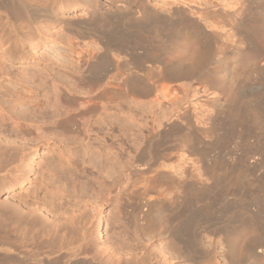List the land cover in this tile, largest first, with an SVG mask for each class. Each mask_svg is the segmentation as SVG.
<instances>
[{
    "label": "rangeland",
    "instance_id": "rangeland-1",
    "mask_svg": "<svg viewBox=\"0 0 264 264\" xmlns=\"http://www.w3.org/2000/svg\"><path fill=\"white\" fill-rule=\"evenodd\" d=\"M92 1L110 6L106 0ZM133 2L130 7L119 4L124 15L121 9L118 17L100 18L97 27L89 26L100 30L104 42H112L109 58L120 64L118 81L128 68L139 77L132 93L120 89L112 103L101 100L105 111L97 113L104 112V121L99 128L90 123L98 131L86 123L92 133L78 136L80 143L41 144L26 158L21 178L7 177L11 181L0 186V232L9 210L20 209L30 215L28 220L53 231L47 239L58 254L50 256V264H69L68 256L82 237L90 247L84 264H112V258H119V264H200L213 251L226 264V243L241 226L238 245L246 240L252 256L245 258L249 262L236 257L240 261L235 264H264V0H149L157 11L150 17ZM88 12L72 2L59 17L87 19ZM183 29L186 34L175 38ZM51 33L53 39L42 40L36 51L41 73L53 63V73L66 75L77 91L98 89L95 82H79L76 71L79 60L103 49V41L91 35L80 39L59 26ZM160 56L163 63L157 64ZM193 56L200 62L196 72L166 73L170 65ZM30 62L11 61V75ZM46 79L49 83V75ZM19 106L24 114L32 109L26 103ZM5 112L2 131L12 134L14 113ZM50 159L56 165L52 172ZM159 170L170 176L156 177ZM20 236V229L13 233L14 240ZM26 239L33 249L49 244L45 237L37 245ZM58 255L63 259L57 260Z\"/></svg>",
    "mask_w": 264,
    "mask_h": 264
},
{
    "label": "bare ground",
    "instance_id": "bare-ground-1",
    "mask_svg": "<svg viewBox=\"0 0 264 264\" xmlns=\"http://www.w3.org/2000/svg\"><path fill=\"white\" fill-rule=\"evenodd\" d=\"M71 1L74 3L75 2L81 3L84 6H86L87 9H89L90 12H88V14L86 13L88 15L87 19H84L85 18L84 17L83 19L72 20L71 18H67L63 16L59 17V13L62 12L64 8L69 6L70 3H72ZM106 1L110 5L108 8L102 7L101 5L96 6V4L92 0H0V123H1L0 124V186L1 187H4L6 182H8L9 180L11 181V178L8 181H6L9 177L19 178L20 175L22 176L24 170L27 167V163H28L26 162L27 161L26 158L29 156V154H32L33 152L35 153L36 149L41 144L48 145L50 141H54L55 143L56 142L58 143L59 142L60 143L74 142V141L76 142V140L79 141L80 139H78L79 138L78 136H80L82 133L87 136V133L90 132L89 130L92 129V128L89 129L90 126L88 125L87 127L86 123L88 124L92 123L99 128L100 126L99 123L101 121H104L102 120L103 119L102 115L104 114V112L103 113L100 112L99 114L97 113L98 111H105V104L101 102L102 99L107 98V101H110L109 103H112L111 101L113 99H114L113 101H115V96L119 94L120 89H122V91H127V93L129 94L132 93L133 88L135 86L133 82H135L134 81L135 79L138 80L139 77L136 74L134 75L133 72H131L130 69L128 68L126 71H124V74H123L124 79H122L120 83L118 81L119 79L118 74L116 73L120 64L118 62L115 63L109 58V49L111 47L109 43L111 41L107 42L108 41L107 40L106 42H104L103 39L105 38L104 36H102L101 32H99L100 30L96 32L97 30L91 31L89 29L93 25H95V23L98 22L100 18H103V20L105 18L111 20L115 14H116L115 16H117V13L121 11V9L123 10V8L119 6V4H122V3L130 7L131 3H134L133 1H138L140 3V5H138L140 7V8L138 7L139 10L143 14L147 15V17L152 12L154 13L156 10H154L153 8L149 6V0H106ZM172 10H175V9H172ZM124 11L125 10L122 11L121 15H124L123 13ZM156 16L158 17L160 15H158L157 13L155 17ZM153 17L154 16H152V18ZM153 20L155 19L153 18ZM153 22H156V21H152V23ZM159 22L161 21L159 20ZM155 24H157V22ZM155 24H152V25H155ZM56 26H59L61 30L65 32L76 33V36H78L80 39L90 38L88 35H91L92 37L99 40V42L101 41L104 42V43L102 42L103 49L94 48L95 50H94L93 55L89 54L88 52V55L92 56L90 57V59L82 58L81 60H79V62H77L78 64H77L76 72H77L78 81L84 82V80H87V82L88 81L95 82L92 84H95L94 86H97L98 89L94 91L93 90L85 91L83 93L80 91H77V87L74 84H71L70 81L69 83H67L68 80L66 79V75H62L61 77H59L56 75V73H53L54 71V68L52 66L53 63L52 65L50 64V68L46 69V72H48V74L46 75L47 76L49 75L50 77L49 83L46 79L47 77L46 75L45 77H42V75L45 74L46 72L41 73L42 72L41 69L38 68V65H37L38 57H37L36 51L42 40L48 41L49 39H53L52 38L53 34L51 33V31ZM87 26L88 27L91 26V27L88 28ZM159 26H161L160 23H159ZM161 27H159V29ZM184 30L185 29H183V31H180V30L177 31L175 33L176 34L175 38L179 39L180 36L183 37L182 35H185L187 31V30L186 31ZM142 37L141 38L139 37V39H142ZM116 42L118 43V41ZM123 42H127V41H123ZM140 42L141 41H139V44ZM142 42L146 43L144 39H142ZM120 49L122 50L121 47ZM166 53H170V52H166ZM160 57L156 58L157 61L154 59L155 57L153 58L151 57V58L154 59L157 64H162L163 56H160ZM191 58L190 60H184V61L182 60V61H179L173 64L172 66L170 65L169 68L166 69L167 72L166 71L165 72L170 75H177V76L182 73L189 74V73L196 72L198 70L197 66L198 64H200L199 62L200 58L199 56L196 57L199 59L197 62H196L195 57L193 59ZM14 60H18V61L30 60L31 61L30 63L32 65H30V67L29 65H27L25 69L20 68L21 72H18V73L16 72L17 74L15 73L14 76H12L11 74L14 71L10 69L11 68L14 69V67L10 66L11 64L10 62ZM154 60L152 61V65L155 64ZM143 71L144 73L145 72L147 73L149 69L144 68ZM105 78H107L108 81L104 83L103 85L99 86L98 83L104 80ZM5 82L7 83L6 85L3 84ZM15 84L17 85V87ZM70 84L73 85V87ZM8 86L11 89L9 88L8 90ZM70 86L72 88H70ZM77 93H78V96H77ZM24 103H26L27 106L32 108L28 111V114H26V112L25 114L22 113L25 109L23 110L22 107L19 108L20 107L19 105L24 104ZM16 107L21 109L19 110L17 108L20 112L21 111L22 112L20 113L18 110H16ZM112 107L111 108L113 110L114 109L117 110L116 104ZM28 109L26 107V110ZM4 112L7 113V115L14 113L13 115L10 116L11 118H14L15 120L14 122L15 131L10 129L11 131H13L12 134L11 132L9 133L8 131H7L8 133H6V130H4L5 128L3 127V124H2L6 120L3 117ZM113 112H116V111H113ZM108 114L107 112L105 113V115H108ZM116 116L118 115L114 114L115 118H117ZM87 117L88 119H86ZM92 124L90 125L92 126ZM85 125L88 128V130L87 129L85 130ZM127 126H130L129 123ZM2 128H4L3 129L4 131H2ZM98 128H97V131H98ZM72 133L74 135L71 136ZM1 136H3L4 140L3 138H1ZM49 162L52 167V168L50 167L51 168L50 172L55 171V168H56L55 161L54 160L51 161L50 159ZM58 164L59 165L61 164L60 161ZM109 173H111V171L108 172L106 175L110 179V177L113 175ZM6 174L7 176H5ZM157 176L158 177L160 176L168 177L170 176V174L164 170H159L156 173V177ZM149 202H147V204H150V207L151 206L153 207L154 204H152L151 202L149 203ZM35 211H32V213L34 214ZM65 214L66 213H64L63 215ZM27 215L29 214L24 215L23 213H21L20 209L19 210L10 209L9 216L3 219L5 226L3 227V232H0V264H42V262L44 264H50V259H49L50 256L58 254L57 253L58 251L54 248L55 246L54 247L51 246L52 245L50 244L51 240L47 239V237H50L54 234L52 233L53 231L49 232L47 229H45L46 226L43 223H40V224L38 223L40 229L37 228L38 226L37 222L33 219L28 220L30 215L29 216ZM96 223H97V220H96ZM65 226L63 227H65L68 230L69 227H67V225ZM96 226H97V231L95 235L96 237H99L100 236L99 224L97 223ZM248 227H249V223H248ZM19 229H20V234L22 233L24 237L20 236L22 238L19 237L20 238L19 241L14 240L13 233L17 232V230ZM235 230L236 231H234L233 233L231 232V235L228 238V241L226 243L227 252H224L225 258H226V264H235L234 260L237 259L236 257L238 258L241 257L240 258L241 260L242 258L245 259V258H250V256H252V252L250 254L252 247L250 246L249 243L246 242V240H244L245 242L242 243V246L238 245V240L244 231V227L240 226V227H237ZM65 235L66 234H64L63 236H59V238L62 237L63 239ZM29 236L30 238H28ZM39 237H45V239L47 240L45 242H49L50 245L48 244L45 247L44 245L45 243L43 240L44 244H42V246L44 247H41V248L34 247V244L37 245V243L35 242L37 241V239H39ZM26 238L29 239V241H31L32 243H34V244H31L34 247V249L31 248L30 245H29L30 248L28 247L25 241ZM77 244L78 245L75 247L76 249L73 248L72 252L69 251L71 252V254L70 255L68 254L69 256L67 255L69 264H84L85 263L84 259L87 257V255H89L88 252L90 251L89 249L90 247H88L89 242H86V239L82 237L80 240L77 241ZM238 246L241 247L240 250ZM44 248L49 249V250L46 251L44 250ZM42 249L44 250V252H41ZM54 249L56 250V252H54ZM214 253H215L214 251L212 253L208 252L205 256L207 263L203 262L202 260L203 264H221L213 256ZM35 256H40L41 260H34L33 257ZM61 257L62 255L61 256L58 255L56 258L57 260L58 259L60 260ZM117 258L118 257H116V259ZM112 259H114L113 261H115V258H112ZM109 261H111V259ZM113 261L111 262L112 264L116 263L117 261L120 263L119 258L115 262ZM118 262L116 264H119ZM199 262L200 264H202L201 261ZM236 262L238 263V261ZM254 264H256V262Z\"/></svg>",
    "mask_w": 264,
    "mask_h": 264
}]
</instances>
